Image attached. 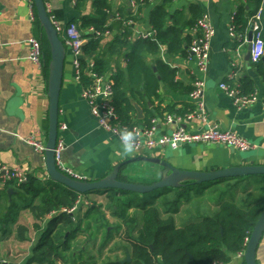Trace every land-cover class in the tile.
Returning <instances> with one entry per match:
<instances>
[{"label":"crops","instance_id":"0c3cea01","mask_svg":"<svg viewBox=\"0 0 264 264\" xmlns=\"http://www.w3.org/2000/svg\"><path fill=\"white\" fill-rule=\"evenodd\" d=\"M87 1L82 7L77 5L78 0H45V3L51 17L54 18L55 15L60 17L57 21L63 24L77 22L81 25L80 19L83 16L97 17L96 10L91 4L92 0ZM161 1L150 0L147 4H144V1L136 4L135 0H109L110 8L107 10L109 17L105 26L110 33L102 37L99 50L87 59L95 60L100 56L110 59L111 65L107 73L109 78L119 68L124 69L127 64L128 49L119 45L113 53H110V47L118 40L117 38L120 41L133 42L139 32L152 31L150 15ZM192 4H197L202 8L203 13L209 15L216 30L211 45L209 68L206 73H201L196 59L190 56L189 51L186 55L168 56L171 67L177 70L180 91L162 84L159 90L160 98L154 104L148 103L149 112L158 117L155 137L159 139L178 127L196 130L202 126L200 119L192 121L187 119V115L196 107L188 89L193 88L195 80L201 77L205 81L203 101L208 116L207 122L217 125L222 130L244 136L254 148L243 152L223 145L198 143L182 145L176 150L157 145L153 149H143L137 153L131 147L123 145L117 137L97 127V121L82 96L83 83L77 80L72 50L66 45L62 34L60 38L65 47L66 59L59 101V138H62L66 144L64 163L75 173L82 175L88 181L101 180L108 177L118 164L137 156L166 160L180 168L203 171L247 165L251 162L264 165V60L260 65L248 60V45H243L242 40L231 35L233 17L241 5L248 6L247 1L174 0L172 11L183 9L189 14ZM260 11L261 9L255 12L254 16ZM118 13L120 18L117 16ZM36 15L38 17L37 12ZM38 20L37 18L31 20L29 0H0V167L19 168L27 174L38 177L44 184L48 183L49 179L45 156L37 153L33 146L24 140L36 138L47 143L49 133L48 81L51 50L48 52L50 45L48 40L43 38L45 30ZM127 21H132V24L125 26ZM82 29L86 44L92 34L86 30L87 27ZM250 32L251 29L245 35L248 39ZM191 33L195 39L196 35ZM197 35L200 37L201 31ZM31 38L41 42L43 56L40 65L29 57ZM237 49L241 50L242 56L236 59ZM145 58L151 64L156 61L155 56L151 54H146ZM233 70L237 72V79L239 78L241 82L245 79L250 80L257 91L255 103L242 109L237 108L233 99L220 88L221 82H232L233 78L230 74ZM135 106L136 118L141 120L139 125L148 126L145 109L138 103ZM137 107L142 110V118L138 117ZM167 107L168 109L165 110ZM167 114L173 115L172 122L167 121ZM63 124L67 125V129H61ZM120 173L128 182L140 184H148L146 182L155 180L154 177L167 175L166 168L161 164L146 160L132 162L124 166ZM3 189L4 186L0 185V198L4 194ZM12 193H15L14 189ZM93 196L95 195L92 193L80 194L77 204H86ZM2 203L5 204L2 206ZM5 206L10 207L6 200L1 199L0 211H6ZM137 210H140L137 205L130 206L128 215L135 214ZM26 211L28 210L22 209L20 212ZM105 213L109 220L114 217L119 220L117 224L123 225L122 217L115 215L113 210L105 208ZM112 229L113 226L110 230ZM82 233L88 239L89 233ZM75 236L72 239L73 243L77 240ZM111 237L114 238V230ZM118 237L120 234L115 240H118ZM9 238L11 237L9 236L3 243ZM38 238L39 235L36 241ZM256 258L258 264H264V234ZM241 260L236 258L229 264H241Z\"/></svg>","mask_w":264,"mask_h":264},{"label":"trees","instance_id":"16d2710c","mask_svg":"<svg viewBox=\"0 0 264 264\" xmlns=\"http://www.w3.org/2000/svg\"><path fill=\"white\" fill-rule=\"evenodd\" d=\"M245 1L248 6L241 5L232 21L237 35L247 34L251 19L255 12L261 9V18L258 22L264 36V0ZM86 2L88 1L78 0L77 5L82 7ZM148 2L150 0H144V4ZM173 2L174 0H162L152 10L150 22L155 30L154 39L138 38L133 42H126L117 38L118 40L110 47V53L119 45L128 49L126 67L119 68L110 76L114 90L113 104L120 125L132 127L141 123V120L136 118L135 105L138 103L145 109L148 115L146 125L150 126L152 120L158 117L151 114L147 106L149 102L154 104L160 98L159 90L162 84L180 91L177 70L171 67L168 56L189 53L188 47L194 39L192 28L202 16L203 10L197 4H192L189 14L183 9L172 11ZM91 4L96 10L97 17L83 16L80 19L81 26H94L96 29L106 30L109 0H92ZM35 11L37 12L36 6ZM36 12L35 18L38 20ZM59 18L58 15L54 17L55 20ZM101 39L92 34L91 39L84 45L85 57L81 59L83 70L87 58L99 50ZM162 53L165 54L167 62L161 58ZM146 54L155 56V63H149L145 58ZM262 62L263 60L254 64L260 65ZM110 65V59L102 56L95 59V70L101 74H107ZM88 82L83 76V85L87 86ZM242 82L240 81L244 94L251 95L256 92L250 80L245 79ZM192 89H188L189 93ZM167 109L168 107L165 110ZM164 176L165 174L158 178L154 177L155 180L146 183H155ZM119 179L127 181L121 173ZM47 182L42 184L38 177L27 174V180L21 184L15 180L8 181L0 198L10 205L8 208L4 207L6 211H0V243L3 244L12 232L11 223L15 220L13 218L15 210L18 213L22 209L30 210L36 221L34 230L39 238L23 264H59L60 260L63 264H70L68 255L74 251L76 242L73 243L72 239L75 234L89 233V240L97 236L96 229L102 225L106 228V237L112 238L114 229L109 228L111 223L106 216L105 208L113 210L115 215L123 219L118 240L127 246L126 250L132 258L131 262L124 264H229L238 258V253L244 249L264 209V175H248L221 178L207 183L206 188L210 190L209 193H203V216L190 220L183 226L177 224L176 218L180 205L184 201L191 202L194 192L196 197L200 198L195 191L198 184L191 180L185 181L184 185L178 188H164L165 193L157 196L155 201L137 203L140 210L133 215L125 213L119 215L120 209L114 211L113 205L122 194H126L133 204L136 194L121 190L107 192L105 194L109 202L105 206L97 202L86 203L88 216L92 219L83 223L75 216L79 211L77 208L82 205L77 204L81 193L67 189L51 179ZM10 187L15 190L11 195L8 193ZM20 199L23 202L27 201L26 204L16 205L15 202ZM210 202L214 205L211 206ZM4 204L2 203V206ZM199 206L196 205L197 208ZM140 214L142 222L138 226L134 219ZM122 261L74 259L71 264H123ZM241 264H246L244 257Z\"/></svg>","mask_w":264,"mask_h":264},{"label":"built area","instance_id":"2783aa9c","mask_svg":"<svg viewBox=\"0 0 264 264\" xmlns=\"http://www.w3.org/2000/svg\"><path fill=\"white\" fill-rule=\"evenodd\" d=\"M144 0H135V3L143 2ZM30 16L31 20L35 19V4L33 0H29ZM117 16L120 18V14ZM261 16L258 13L251 19L250 29L253 32V39L250 42L247 36L237 35L234 26L231 28V35L237 36L239 40L243 41V45H249L251 43L250 50V61L252 63H258L264 57V36L263 29L258 22ZM53 24L59 33L64 35L65 43L68 45L73 53V66L76 70L77 80L82 84V77L85 76L88 79V85H83L82 96L87 101L90 111L93 117L97 121V127L110 133L118 138L123 144L131 147L132 150L139 153L143 149H153L157 145L168 146L173 150L180 148L186 144H198V143H210L232 147L239 151L247 152L254 148V145L244 136L237 134L233 131L222 130L215 124H209L207 122V111L203 101V94L205 89V81L203 78L198 77L195 80V84L190 93V96L195 101V109L187 115V119L192 121L194 119H200L201 125L196 130H188L184 127H178L175 131L165 134L159 139L155 137L156 125L158 122L157 118L152 120L150 126L134 125L129 127L127 125H120L117 122L116 109L113 104L114 90L113 84L107 74H101L95 70V60H87V64L83 70L81 59L85 56L84 45H85V33L81 25L77 22H70L63 24L60 21L55 20L51 17ZM132 21H127L125 26H130ZM96 37L102 38L107 36L110 32L109 29L99 30L94 26H89L86 29ZM201 31V36L197 34ZM193 34L196 38L192 44L188 47L190 56H193L198 65L201 73H206L209 68L210 52L213 38L216 30L213 27L209 15L204 12L198 19L196 25L192 28ZM125 33V29L122 31ZM155 30L148 32H139L138 38L143 39H154ZM30 44V59L37 65L41 64L42 61V47L41 42L36 38L29 39ZM235 57L240 58L242 56L241 50L235 51ZM161 58L167 62V58L162 53ZM236 62H234V65ZM233 78L232 82H221L220 88L223 89L233 99L234 104L237 108H245L257 100V91L251 95L243 93L242 85L237 79V72L233 70L230 74ZM166 119L168 122L173 121V115L167 114ZM61 129H67V125H61ZM145 137V140H143ZM28 144L33 146L34 150L45 156L47 151V143L36 138L24 139ZM65 142L62 138H58L55 147V162L57 168L69 177L77 180H86L85 177L75 173L72 169L67 167L64 163V151ZM15 180L18 184L27 180V173L19 168L10 169L6 166L0 167V185H5L8 181ZM249 239V238H248ZM248 239L241 252L238 253V258L242 259L245 254V249L248 243ZM0 264H9L5 260H0ZM217 264V263H211Z\"/></svg>","mask_w":264,"mask_h":264},{"label":"water","instance_id":"95a60500","mask_svg":"<svg viewBox=\"0 0 264 264\" xmlns=\"http://www.w3.org/2000/svg\"><path fill=\"white\" fill-rule=\"evenodd\" d=\"M38 18L41 26L45 30L47 40L51 50V62H50V75L48 81L50 109H49V133L47 141V151L45 153L46 171L48 178L53 182H56L70 190L76 191L81 194L91 193L92 191L110 190L115 191H130L141 194L151 193L158 189L164 188H178L184 185L185 181L191 180L196 184L209 183L221 178L229 177H242L248 175H264V165L262 164H251L247 165H236L226 167L217 170H194L177 167L171 164L169 161L149 158L146 156H137L131 158L125 162L118 164L112 173L101 180L88 181V180H77L62 173L55 162V147L59 138V101L60 93L63 83L64 68L66 51L64 44L57 32L51 16L47 10L45 0H33ZM253 39V32L249 33V41ZM247 59H250L251 43L248 45ZM264 60V57L263 59ZM138 109V117L142 118V110ZM151 161L161 164L166 168L167 175L160 181L152 184H138L131 183L119 179L120 170L132 163L139 161ZM13 189H8V193L11 194ZM264 234V209L258 218L253 231L248 239V243L245 249L244 262L246 264H258L257 262V250L259 248L261 239ZM132 258L130 254H127L126 259L122 263L131 262Z\"/></svg>","mask_w":264,"mask_h":264},{"label":"rangeland","instance_id":"374dc122","mask_svg":"<svg viewBox=\"0 0 264 264\" xmlns=\"http://www.w3.org/2000/svg\"><path fill=\"white\" fill-rule=\"evenodd\" d=\"M44 40L47 41L46 33L43 35ZM47 44V42H46ZM44 49V48H43ZM207 183L198 184V190L195 191L199 194L200 198L196 197V193H193V198L191 202L184 201L180 205L179 213L177 214V224L179 226H183L188 221H193L203 216V193H209V188ZM114 189L110 190H101V191H92L94 194L93 198H89V202H101L102 205H106L109 202L108 196H105V193L112 192ZM134 198V203L132 204L131 200L128 198L126 194H122L119 196V199H116L114 202V211H118L119 215H123L125 213L128 214V210L130 206H136V203L152 202L155 201L157 196L163 195L165 193L164 189H158L151 193L141 194L136 193ZM27 201L23 202L22 199L17 200L15 202L16 205L23 204L25 205ZM211 206L214 204L212 202L209 203ZM80 205V204H79ZM78 205V206H79ZM196 205H200L199 208ZM193 207V208H192ZM19 208V207H17ZM192 208V209H191ZM79 210V211H78ZM30 210L26 212H17L13 214V222L11 223V234L9 240L3 244H0V260H5L9 264H23L26 261V257L29 255L30 248L36 242L37 233L34 230V223L36 222L30 212ZM78 213L75 215L77 220L82 221L83 223L89 219H92L91 216H88L87 206L83 204L80 208H77ZM112 217V216H111ZM88 218V219H87ZM138 222V226L141 225V215H136L135 219ZM110 226L114 227V238L106 237V228L102 225L100 228L96 229V237L90 238L86 240V236L84 233H80L76 236L77 240L74 251H72L69 257V263L71 264L74 259H96L98 261H106V260H124L126 259V255L129 254L126 250V247L122 241L115 240L118 233L120 224L119 220L112 217L110 219ZM93 226V225H92ZM116 226V227H115ZM79 238V239H78ZM109 239V240H108ZM1 262V261H0ZM63 264V261L60 260L59 264Z\"/></svg>","mask_w":264,"mask_h":264}]
</instances>
